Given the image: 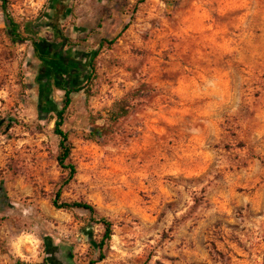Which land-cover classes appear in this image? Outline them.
Returning a JSON list of instances; mask_svg holds the SVG:
<instances>
[{
    "label": "rangeland",
    "instance_id": "rangeland-1",
    "mask_svg": "<svg viewBox=\"0 0 264 264\" xmlns=\"http://www.w3.org/2000/svg\"><path fill=\"white\" fill-rule=\"evenodd\" d=\"M10 1L28 40L0 7V264H264V0ZM89 39L87 74L65 83L83 88L64 115L66 183L65 91L51 82L45 114L40 44ZM58 190L97 213L56 208Z\"/></svg>",
    "mask_w": 264,
    "mask_h": 264
},
{
    "label": "trees",
    "instance_id": "trees-1",
    "mask_svg": "<svg viewBox=\"0 0 264 264\" xmlns=\"http://www.w3.org/2000/svg\"><path fill=\"white\" fill-rule=\"evenodd\" d=\"M139 1L143 2L144 0H139ZM11 4L12 3L10 0H0V7L2 9V12L5 16L6 22L9 27L8 33L9 35H11L13 41H26L28 40V38H23L21 36L20 25L19 23L16 22L13 15L9 11V6ZM53 9L55 8L53 7ZM35 50L38 52L40 50V47H36ZM46 52H47L46 50L41 52L43 55H41L40 53V56L45 58L46 56H44V54ZM48 61H49L48 59L42 60L43 70L47 69L46 66L44 65L48 63ZM84 74H87V71ZM86 77H87L86 83L92 80L91 74L88 73ZM42 79L44 78L41 77V80ZM40 82H41V105H43L42 109H44L43 112H45L46 114L49 111H51L50 105L54 104L50 96L51 95V82L50 81L49 82L40 81ZM59 86L65 91V96L63 99V107L55 111L56 120H55L54 132L56 135L59 136V153L57 155V161H58L59 166L64 171L69 173L68 179L66 181V183H68L75 177L77 173V168L71 160L73 146L69 139V134L63 129L64 119H65L64 115H65L66 110L68 109V107L70 106L72 102L71 94L73 92H78L82 90L83 88H79L76 86L67 88L65 85H61V84ZM85 93H86L87 98L91 95L90 90L88 92L86 91ZM44 105H47L48 107H45ZM129 108H130V102L127 99H121V100L115 101L112 108L108 112L109 119H111L112 121L118 120L119 118L125 116L129 112ZM61 194H62V190H58V192H56L55 197L53 199V204L56 208L58 209L80 208V209L89 211L91 214L97 213L96 208L86 201H73V202L62 201ZM93 221H94V218H93ZM98 222L103 226V229H104L101 241L98 244L99 248L103 249V246L106 245V243H108V241L111 239L113 235L114 225L110 220L103 218V217L99 218ZM101 257L104 258V256H101ZM17 264H24V263L18 262Z\"/></svg>",
    "mask_w": 264,
    "mask_h": 264
},
{
    "label": "flooded vegetation",
    "instance_id": "flooded-vegetation-1",
    "mask_svg": "<svg viewBox=\"0 0 264 264\" xmlns=\"http://www.w3.org/2000/svg\"><path fill=\"white\" fill-rule=\"evenodd\" d=\"M46 44L48 43L44 42L40 45L45 47ZM48 60V63L44 65L47 69L42 70L41 77L44 78L41 80L42 82L50 81L55 82L57 85H65V83L67 84L68 82L69 84L74 85L76 80L75 70H79L80 74H84L86 71H84V66H82L80 63H74L62 55L59 56V58L50 56Z\"/></svg>",
    "mask_w": 264,
    "mask_h": 264
},
{
    "label": "crops",
    "instance_id": "crops-1",
    "mask_svg": "<svg viewBox=\"0 0 264 264\" xmlns=\"http://www.w3.org/2000/svg\"><path fill=\"white\" fill-rule=\"evenodd\" d=\"M101 37H103V36H101ZM105 37H109V36H105ZM119 42H122V40H120ZM46 43H48L45 46V50L47 51V54L49 53L50 56H54L56 58H59V56H61V55L66 56L68 58V60H70L74 63H79V62L81 63V59L88 60L94 56L97 49L96 50L92 49L93 43L96 44L95 48H97L101 45V42H91V39H89V40H87V42H84L86 48L89 50L81 53V52H76L75 49L69 50V48L67 46L68 42H46ZM83 68L85 71L86 67L84 66ZM85 73H86V71H85ZM81 74H80L79 70H75V79H78V77H80ZM82 75H85V74H82Z\"/></svg>",
    "mask_w": 264,
    "mask_h": 264
}]
</instances>
